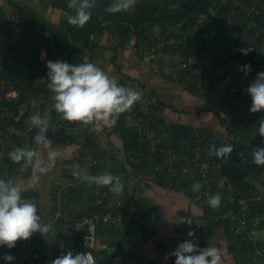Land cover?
Masks as SVG:
<instances>
[{
	"label": "trees",
	"instance_id": "1",
	"mask_svg": "<svg viewBox=\"0 0 264 264\" xmlns=\"http://www.w3.org/2000/svg\"><path fill=\"white\" fill-rule=\"evenodd\" d=\"M9 1L15 6V20L10 19L4 7L0 5V34L6 33L4 37L6 41L5 43H0V46L5 45L7 47L6 50H0V57H2L0 60V90L2 86L3 93L12 89L17 90L18 102L13 103L12 100L1 99L0 106H10L12 112L17 114L19 106L22 103H29L34 96L46 89L45 87L48 81L46 63L48 60H63L72 64L73 62H69L70 55H73V57L77 56V52L84 44L86 46L88 45L90 49H93L95 46V39L92 35H95L103 26H112V23L118 26L117 30L120 42L130 41L131 37L135 35L137 44L141 46L143 45L142 43H146V46H151L152 41L157 35L162 37L171 36L175 30L172 26L181 23V34L176 35L177 38H181L178 43L179 45L164 47L162 49L163 55L170 53L176 54L177 56L178 54V56L174 58L175 60L188 62V68L178 67L179 69L176 73L177 81L187 90L195 94L206 97L217 94L222 95L224 96L223 103L230 106H233L235 103V93H237V95H242L246 89V82L242 83L240 87L234 83L235 80L233 78H235L237 74H240V76L246 75L245 72L240 70V67L248 64L251 65V71L247 75L253 72L252 74H254V76L244 79L250 80V84L256 78L257 73L264 72V0H200L188 11L176 15L129 20L111 18L106 15L105 9L113 0H96L98 9L93 8L91 10V19L82 28L74 27L68 22H51L50 20L44 19L39 13L36 17L34 16L36 12L29 5L23 4V1ZM51 1L54 5L66 8L70 13L74 14L72 9L68 7V0ZM190 1L191 0H136L134 10L117 14L175 10L184 7ZM201 14H210L211 16L209 19L206 17L200 18ZM35 23H40L43 27L36 29L34 28ZM156 25H160V32L156 31ZM189 27H191L192 30H188L187 28ZM232 28L238 31L237 37L234 38L236 39L234 41L235 43L231 42L233 38L229 33V29ZM258 30H260L259 34H256ZM17 36H19L18 40H16ZM182 36L184 39H182ZM244 40H246V45H248L246 49H251L247 55L240 51V49H244L241 47ZM42 46L48 49V56L46 58H41L40 49ZM206 49L213 54V63L210 67L212 78L217 79L216 81H221V84H213L210 82L205 87L201 88L199 83L203 81L202 78L204 75H200L198 72L193 73L192 71L194 69L203 68L204 60L202 61L200 56ZM236 56L239 57L241 61L240 66L238 64V66L235 65L233 59ZM227 63L231 64V68L235 65L236 70L235 68L229 70L227 66H225ZM220 68L224 70L220 71ZM163 74L164 76H168L169 79H173L171 74L168 75L166 72ZM225 74L229 77L228 80H219L220 78L223 79ZM39 78L47 81L38 84L36 80ZM247 84L250 85L249 83ZM141 97V100L138 101L130 111L119 116L115 126L110 127L108 131V136L110 138L117 137L122 143L120 146H122L123 159L120 163L116 164V167L114 165L111 170L112 175L122 177V182L124 184L123 196H126V198L123 199L125 206L122 208V211L132 219L130 222L136 221V216L141 213L145 215L150 211L154 212L149 202L141 197H135L136 191L144 190L145 186H143V182H146V180L148 182H146L145 185H149V180H151L164 187L181 191L191 198L202 193L201 195L204 194L203 198L205 199L203 217H205L206 223L204 225H199L196 222L197 217L190 212L181 211V214L186 215L187 222H192L191 225L186 222L188 224L187 229L195 232L196 238H198V240H195L199 248H206L209 246L208 238L215 232L216 227L221 222L227 224L228 220L217 218L216 210L209 206L208 200L210 197L204 193L206 183L199 173L194 171H181L178 174H172L169 167H182L184 164L189 163V161L191 162V159L197 153L199 138L201 140L200 144L207 145L210 142L209 138H217L219 133H215L205 127L193 126L190 123L168 122L166 118L160 115L159 103L155 96L145 94ZM131 116L134 117V121H129L128 117ZM17 123L19 127H22L20 120H16L12 115L0 118V127L3 129L10 130L13 125H17ZM79 123L80 122H76V124ZM230 128L232 131H235L234 126ZM16 131L17 130L12 134L15 142L12 144V138L10 139L12 145L6 150L5 154L6 161H9V170L13 172L22 168L21 165L9 159L8 153L12 151L14 146L27 147V143L30 141L24 132L19 133ZM204 132L207 134V138L203 136ZM93 133L94 131L91 130L83 132L82 139L78 133L72 135L65 134L62 140L80 143L83 147V149L81 148L80 156L84 157L87 153L85 152L86 150H84V146L89 145L94 140L92 138ZM226 139L228 141L226 145L234 147L230 155V164L234 166V168H236V164L240 159V155H238L239 152L245 153L251 158L250 143L255 147L258 145L257 147L264 148L263 145L260 146L256 144V142L249 143L247 136L244 135L241 138H238L236 135H233V137L228 136ZM219 144L220 142L218 141L216 148L220 147ZM92 153L96 160L95 172L104 168V163L109 156L114 160L121 159L119 152H111L101 146L96 131L95 148ZM208 155L209 152L203 149L202 157L204 158ZM222 163L223 162L220 163L219 167L222 166ZM157 165L161 166V171L156 168ZM134 170L140 173V179L132 178V175H134L132 171ZM238 172L240 173L239 175L232 174V176L227 177L226 181L221 186H216V180H214V183L212 182L213 190H215L214 192L220 195L227 194V184L229 182H232L234 186L235 199L232 203L227 201L223 202V209L231 205L235 208H239L240 199L246 198L250 194V192L249 194L246 192H248L247 190H249L252 184L245 181L244 171L238 170ZM89 180L90 179H84L70 185L68 187V192L71 195L70 197L73 199H80L83 197V191H86L87 198L84 200L88 202L87 204L90 209H93V204L90 202V199L95 198V211L103 212L104 209L99 208L97 199L102 196L108 199L109 194H105L103 191L104 188L106 190L108 187L100 186V189L94 183H89ZM197 181L200 182L202 187L198 192H194L192 191V185ZM221 192L223 193L221 194ZM131 198L137 201V205L134 206L132 210L128 211L126 206L129 204ZM260 204V210H262L264 202L260 201ZM142 205L143 207H141ZM73 209L76 210L77 208L71 206L70 210ZM91 212L92 211L84 208V210H78L75 217L91 215ZM248 212V226L245 230L235 235H239L242 241L240 244L235 241L231 245V250L239 262L248 259V255L255 249L251 239L250 241L244 239L245 236H248L247 230H250L253 226V219L255 217V211L250 210ZM146 216L145 218H147ZM67 218L70 220L74 217L69 215ZM152 222L140 224L142 233L146 238L154 234L155 230ZM228 224L227 226H229ZM258 226L263 227L264 222H259ZM228 230L234 233V230L230 227ZM134 231L136 235L139 234L135 227ZM69 233H74L73 235L76 243H80L81 245V234L73 231ZM35 241H37V243L39 241V251L42 253L44 251V242L37 235ZM184 241L185 237L181 234L175 241L156 239V245L163 250L174 251L178 245ZM24 243V240H20L12 249L4 246L8 254L14 257L13 261H8L6 264H24L21 257V248ZM4 247L0 248L2 249ZM2 252L3 249L0 250V261L2 260ZM40 258L41 257H38V259ZM175 260L176 257L171 256L170 264H175Z\"/></svg>",
	"mask_w": 264,
	"mask_h": 264
},
{
	"label": "crops",
	"instance_id": "2",
	"mask_svg": "<svg viewBox=\"0 0 264 264\" xmlns=\"http://www.w3.org/2000/svg\"><path fill=\"white\" fill-rule=\"evenodd\" d=\"M19 1H23V4L29 5L36 12L34 16L39 13L44 19L54 23L67 22V16L73 15L68 9L54 5L51 0ZM0 5L4 7L7 16L15 20L14 4L9 0H0ZM110 27L103 26L95 35H92L95 39L93 49L84 44L77 52V56L73 57V55H70L69 62H73L72 64L83 63L84 58L87 57L89 62L96 64L97 67L105 71L111 78H114L119 85L134 89L141 96L145 94L155 96L159 103L160 115L166 118L168 122L190 123L193 126L205 127L208 130L210 129L215 133H219L217 139H220V147L228 143L226 139L228 136L233 137V135H236L238 138H241L243 135L247 136L249 143L256 142V144L264 146V137H261L258 133V121L264 118V110L256 113L249 111L252 100L246 91L242 95L235 93L236 100L233 106L224 104V96L222 95L211 94L212 96L206 97L195 94L177 81L176 73L178 66L173 64V60L165 62L162 60V56L157 59H149L142 56L137 49L130 46V41V43L128 41H119L118 26L115 23H112ZM18 39L19 36H17L16 40ZM40 50L42 57L48 54L47 47L42 46ZM204 61L203 67L206 69ZM164 72L168 75L171 74L173 79L164 76ZM44 81L46 82L47 80H41V78L36 80L38 84H42ZM244 82H246L245 85L248 88L250 85L247 83L250 84V80H235L234 83L240 87ZM48 85L49 81H47L46 89L43 92L34 96L29 103L24 102L20 105L21 108L24 105L28 106V110L20 113L17 117L22 127H19L17 123V125L14 124L7 131L9 139L12 138V144L15 142L12 134L17 130L16 132L19 133L24 132L30 139L29 143H27L28 148H37L38 146L34 143L33 138L38 129L31 126L28 122L29 117L35 112H39L42 117L46 116L50 128L46 135L53 141L52 149L55 150L57 155L53 169L42 176L38 185H33L29 179L31 169L27 171H23L22 169L15 172L10 171L9 161H6V151L0 157V178L7 179L11 177L15 178L18 183H21L25 188L22 197L26 198L27 201L35 203L42 222L51 225V231L46 237L40 233H35L31 237L34 241V249L40 253L39 257H41L40 259L37 258L33 264H51L52 260L66 254L68 251H72L74 254L83 251L80 243H76L74 233H67L63 229L61 222L69 215L75 218L78 210H84V208L92 211L91 215H100L103 212L95 211V198L90 199V202L93 204V209H90L87 204L88 202L84 200L87 198L86 191H83L82 198L73 199L70 197L68 187L84 179H90L93 176L111 173L113 166L115 165L116 167V164L120 163L123 159L122 146H120L122 143L117 137L110 138L108 136L109 127L101 126L100 130L96 131L97 136L99 137L101 146L111 152H119L121 159L114 160L109 156L104 163V168L98 172H95V156L92 153L95 148V131L92 136L94 140L89 145L84 146V150L87 152L84 157L80 156V151L83 149L80 143L63 141L62 138L65 134L72 135L78 133L82 139L83 132H88L91 129L90 127H83L81 123L76 124V122L64 120L62 114L56 112L54 108L55 101L53 99L54 93L47 88ZM16 93L18 94L17 90ZM128 118L129 121H134L133 116ZM232 126L235 127V131H232L230 128ZM209 140L210 142L206 147L208 151L210 150L211 157L209 155L207 157L212 158L213 149L209 146L216 139L212 141L209 138ZM250 147L251 152L256 148L251 143ZM38 153V158L41 162L46 161L48 151L38 148ZM238 155H240V159L236 164V168L231 166L230 157L227 162L218 158L220 163L223 162L222 166L214 170L210 174V177L213 183L214 180L217 181L216 186L218 187L223 185L227 177L232 176V174L239 175L238 170L244 171L245 181L252 185L247 190L248 192H246L248 194L250 192L249 196L240 199V205L245 207L247 211H255L253 226L250 230H247L248 236H245L244 239L248 241L251 239L255 249L248 255V259L239 262L231 250V245L235 241L240 244L242 238L239 235H235L246 228L241 230L235 229L232 226L231 220L223 217L220 219L228 220L229 224H227L229 226L221 222L216 227L215 232L208 238V244L221 251L222 264H264V254L259 255V260H256L254 257L256 249L264 247V226H258L259 222H264V218L255 221L258 215L264 216V206L260 210V201L264 202V167L252 164L251 158L245 153L242 156L241 152H239ZM132 172L134 174L132 175L133 179H140V173L136 170ZM149 181V185H145L148 182L147 180L143 182V186H145L144 190L136 191L135 197L145 199L154 209L156 218L155 222H152L155 230L153 236L151 235L146 238L143 233L141 236L139 234L136 235L133 223L130 222L132 219L121 208L119 209L115 204L109 202L106 205V209L112 212L116 220L106 222L100 218L98 226L99 242L97 248L94 250L96 256L95 264H170L171 256H168V259H165V256L172 251L158 248L156 239L175 241L181 234H184L178 223L182 217L187 222V217L181 214V211L190 212L195 215L197 217L196 222L199 225L206 223V219L203 217L205 211L204 194L201 195L202 193H199L197 196L191 198L181 191L164 187L151 180ZM103 191H105V188ZM119 195L122 199L126 198V196H123V191ZM71 206H75L78 210H70ZM229 227L234 230V233L228 230ZM36 235L44 242V251L42 253L39 251V241L38 243L35 241ZM2 249L0 264H6L8 261H5L3 256L8 254V251L6 247ZM2 249L0 248V250Z\"/></svg>",
	"mask_w": 264,
	"mask_h": 264
},
{
	"label": "clouds",
	"instance_id": "3",
	"mask_svg": "<svg viewBox=\"0 0 264 264\" xmlns=\"http://www.w3.org/2000/svg\"><path fill=\"white\" fill-rule=\"evenodd\" d=\"M135 5L136 0H113L105 12L108 14L129 12L135 9ZM95 6L96 0H68V7L74 14L67 16V22L74 27H84L90 21L91 10ZM240 51L247 55L251 49ZM46 67L48 87L54 93L56 112L62 114L64 120L80 122L83 127H90L91 131H99L101 126L109 128L115 126L119 116L130 111L142 98L134 89L119 85L96 64L89 62L87 57L83 63L77 64L63 60H48ZM240 70L247 75L251 71V65H243ZM245 91L252 100L249 111L256 113L264 110V72L257 73ZM28 122L38 129L33 138L38 147L14 146L8 157L12 162L21 165L23 171L31 169L30 182L38 185L42 176L53 169L57 155L52 149L53 141L46 135L50 129L48 118L35 112L30 115ZM258 133L264 137V118L258 121ZM38 148L48 151L46 161L41 162L38 158ZM233 150L234 147L231 145H222L219 148L213 145L212 155L227 162ZM241 155L243 156V153ZM251 163L258 167L264 166V148L257 147L251 152ZM88 182L98 187H108L109 191L116 195L124 188L122 177L111 173L93 176ZM201 187L197 181L192 185V191L198 192ZM24 190V186L15 178H0V247L12 249L18 241H27L35 233L46 237L51 231V225L43 223L41 216L38 215L36 204L23 199ZM221 199V195L217 193L209 198L208 204L212 208H217L221 204ZM187 223L192 224L191 221ZM188 236L198 240L194 231H189ZM168 256L176 257L175 264H222V255L218 248L208 246L201 249L198 243L191 239L180 243L174 251L165 256V259H168ZM3 259L11 262L14 257L5 254ZM51 264H93V261L90 253L74 254L68 251L52 260Z\"/></svg>",
	"mask_w": 264,
	"mask_h": 264
},
{
	"label": "built area",
	"instance_id": "4",
	"mask_svg": "<svg viewBox=\"0 0 264 264\" xmlns=\"http://www.w3.org/2000/svg\"><path fill=\"white\" fill-rule=\"evenodd\" d=\"M243 2V1H241ZM43 27L42 24L40 23H35L34 28H41ZM260 30L256 32V34H259ZM6 36V33H1L0 34V43H5L4 37ZM168 38L170 37H162L157 35L156 38L152 41L151 46H146V43H142L143 45H138L137 40L135 38L133 40H130L132 43V46L137 49L139 52H146V57L149 59H156L161 56H163V51L162 49L164 47H169L170 46V41ZM7 47L5 45L0 46V50H6ZM48 54H46L42 58H46ZM2 57H0L1 60ZM179 67L182 68H188V62L187 61H179L178 62ZM193 73H197V69H194L192 71ZM202 75V74H201ZM204 77L202 78V82L199 83V86L205 87L207 84L212 82L213 84H221V81H216L217 79L212 78V74L210 72L203 73ZM220 80V79H219ZM5 83V82H4ZM247 88V86H245ZM1 99H6V100H12L13 103L18 102V94L16 93V90H8L3 93V86L2 89L0 90V100ZM28 110V106L24 105L23 108H19L18 114L12 112L10 106H0V118L5 117V116H14V118L17 120V117L19 116L20 113L25 112ZM8 136V137H7ZM204 137L207 138V134L204 132L203 134ZM203 137V138H204ZM210 139H216L212 140L213 142L210 143V146L213 149V145L217 147L218 141L220 142V139L218 140L215 137H210ZM218 140V141H217ZM200 138L199 142L197 143V153L196 155L191 159V162L184 164L182 167L181 166H170L169 170L171 171L172 174H178L179 172H189V171H194L200 174L202 177L203 181L206 183V189L204 190V193L211 197L215 195L216 193L213 190V184L212 180L210 177V174L214 170H216L219 165H220V160L215 157H202V152L203 149L208 151V148L205 147L206 145L200 144ZM202 145V146H201ZM11 146V142L9 139V134L7 129H3L0 127V157L5 153V151ZM205 147V148H204ZM96 161V160H95ZM156 168L161 171V166H156ZM228 192L227 194H222L225 196L221 195V204L217 208H213L216 210V217L217 218H228L232 222L233 228H238L239 230L245 229L248 226V211L245 207L242 205L239 206V209L235 208L233 205L230 207L223 209L222 203L227 201V202H233L235 199V194H234V186L232 183L227 184ZM105 194H109L108 199L102 197H99L97 199V203L99 205L100 209H104L103 213H100V215H84L81 217H75L72 219H68L65 217V219L62 222V227L65 231L67 232H79L81 234V246H82V253H90L92 257L93 264L96 263V256L94 250L98 246L99 242V237H98V226H99V221L100 218L104 219L106 222H111L115 221V217L113 216L112 212L108 209H106V205L109 202H112L113 204L116 205L119 209L123 208L124 201L122 198H120V195L113 194L111 191H109V188L106 189ZM110 192V193H109ZM26 200V198H23ZM137 205V201L133 198L130 199L129 204L126 206V209L132 210L134 206ZM143 207V205L141 206ZM123 210V209H122ZM147 215V216H146ZM145 216L147 218H145ZM156 218L155 212H148L147 214L143 215L142 213L136 216V221L134 220L132 225L137 229L139 235H142V230L140 224L142 223H149L154 221ZM263 215H258L255 221H258L259 219H263ZM181 220L179 221L178 225L181 227V231L184 232V237L185 240H193L194 243H196V240L193 237L188 236L189 230L187 229V223L185 221V218L182 217L180 218ZM88 244V246H85ZM264 254V247L256 249V253L254 257L256 260H259V255ZM40 256V253L34 249L33 246V239L30 238L29 240L25 241L24 245L21 248V257L23 260L24 264H33L35 260Z\"/></svg>",
	"mask_w": 264,
	"mask_h": 264
},
{
	"label": "rangeland",
	"instance_id": "5",
	"mask_svg": "<svg viewBox=\"0 0 264 264\" xmlns=\"http://www.w3.org/2000/svg\"><path fill=\"white\" fill-rule=\"evenodd\" d=\"M210 14H201L200 15V18H204V17H206V18H210ZM192 21V20H191ZM190 21V22H191ZM173 27V29H175L174 30V33H172V35L171 36H169L170 38H168L169 40H172V41H170L171 43H170V46H173V45H175V46H178L179 44V42H180V40H181V38H177L176 37V35H179V34H181V30H182V28H181V23H177L176 25H173L172 26ZM160 25H156V31L157 32H160ZM188 30H192L191 29V27H189V28H187ZM187 33V32H186ZM229 33L232 35V40H231V42L232 43H235L234 41L236 40V39H234V38H236L237 37V34H238V31L237 30H235V29H229ZM135 38V40L137 39L136 38V36L135 35H133L132 37H131V40H133ZM182 39H184V37L182 36ZM246 40H244L243 41V45H241V47L242 48H244V49H246L247 47H248V45H246V42H245ZM128 42H129V40H128ZM130 43V42H129ZM130 46L132 47V43H130ZM139 53H141L144 57H146V52H139ZM212 53L209 51V50H205V53H202L201 54V60L203 61V60H205L204 61V64H205V66H206V69L203 67V68H201V69H197V72L201 75V74H203V73H207V72H210V67L212 66V63H213V59H212ZM177 56H178V54H177ZM176 56V54H165V55H163L162 57V60L163 61H172L173 62V64H175V65H177L178 67H179V65H178V60H175L174 58L175 57H177ZM175 60V61H174ZM234 62H235V65H241L240 63H241V61H240V59H239V57H235L234 59ZM234 65V66H235ZM237 65V66H238ZM225 66H227V68L229 69V70H231L232 68H235V70H236V66L234 67H232L231 68V64H229V63H227V64H225ZM177 67V68H178ZM179 69V68H178ZM209 69V70H208ZM220 71H222V70H224L223 68H220L219 69ZM253 73V72H252ZM249 74V75H242V76H240V74H237L236 76H235V78H233L234 80H242V79H248V77H253L254 76V74ZM228 78L229 77H227V74H225V77L222 79V78H220V80H228ZM209 152V155H210V151H208ZM232 183V182H231Z\"/></svg>",
	"mask_w": 264,
	"mask_h": 264
},
{
	"label": "water",
	"instance_id": "6",
	"mask_svg": "<svg viewBox=\"0 0 264 264\" xmlns=\"http://www.w3.org/2000/svg\"><path fill=\"white\" fill-rule=\"evenodd\" d=\"M200 0H191L187 5L182 8L169 10V11H159V12H141V13H130V14H108L106 15L111 18H119L124 20L129 19H144V18H155V17H164V16H172L179 13H183L194 7ZM95 9H98V6H95Z\"/></svg>",
	"mask_w": 264,
	"mask_h": 264
}]
</instances>
